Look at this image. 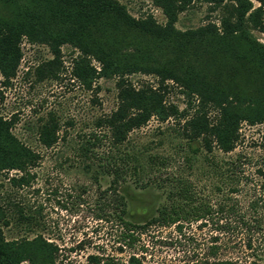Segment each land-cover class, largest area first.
<instances>
[{
	"label": "trees",
	"instance_id": "obj_1",
	"mask_svg": "<svg viewBox=\"0 0 264 264\" xmlns=\"http://www.w3.org/2000/svg\"><path fill=\"white\" fill-rule=\"evenodd\" d=\"M151 1L161 8L165 23L157 22L151 14L135 17L119 0H0V72L6 84L16 74L23 37L31 43L48 45L53 56L37 67L47 75H57L62 63L61 45L70 44L78 51L72 58L71 74L86 88L92 87L99 77H117L116 107L94 124L106 132L91 130L78 148L82 158L96 163L99 172L110 175L109 184L99 189L91 209L97 219L114 212L121 228L119 239L128 246L135 245L147 225L173 224L181 232L185 222L205 220L213 209L190 178L174 172L162 173L160 167L166 166L167 157L149 154L147 165H140L134 151L113 156L108 150H98L102 140L108 138L115 146L151 118L160 122L172 118L180 124L179 134L191 154L214 147L229 152L240 137L242 122H264V43L254 33H264V0H201L210 11H219L216 19L185 29L176 27L175 21L193 0ZM164 48L173 54V62L157 60L155 54ZM136 71L158 75L157 86L145 82L135 85L127 75ZM166 79L181 87L185 96L181 108L166 100ZM38 121V141L45 147L52 146L59 137L58 119L49 113ZM14 123L13 117L0 115V171L27 172L38 164L40 156L15 134ZM192 141L198 144L191 146ZM191 154H183V160L189 162ZM129 176L141 187L153 183L167 190L168 201L142 223L125 218L126 199L119 185ZM10 180L16 184L26 181L24 174L11 176ZM224 205L219 203L218 209L223 210ZM257 205V201L250 202L251 207ZM234 208V204L226 206L228 214ZM32 217L29 213L20 214L24 221ZM238 223L258 233L264 230L258 218L250 222L244 214H240ZM219 226L231 224L226 220ZM140 247L144 248L141 244ZM56 250V244L40 233L31 238L9 239L0 230V264H20L23 260L30 264H56ZM216 250L217 246H210L211 253ZM87 257L96 264H124L114 256L91 253ZM126 263L143 264L142 257L132 252ZM183 264L234 261L192 258Z\"/></svg>",
	"mask_w": 264,
	"mask_h": 264
},
{
	"label": "rangeland",
	"instance_id": "obj_2",
	"mask_svg": "<svg viewBox=\"0 0 264 264\" xmlns=\"http://www.w3.org/2000/svg\"><path fill=\"white\" fill-rule=\"evenodd\" d=\"M119 1L135 17L151 14L161 24L166 21L161 8L151 0ZM218 13V10L210 11L206 2L193 0L178 13L175 26L195 27L208 19L215 20ZM254 33L264 43V33ZM20 45L22 56L15 76L6 84L0 72V115L13 117L12 130L40 157L38 164L27 172L0 171L3 211L0 230L6 238L42 234L57 246L56 264H96L87 257L91 253L114 256L127 264L132 252L142 257L143 264H183L192 258L264 264V236H261L264 230L258 233L238 223L240 214H244L250 222L258 218L264 229V122H242L240 137L229 152L214 147L211 151L200 149L191 154L186 140L179 134L180 124L172 118L162 122L151 118L115 146L108 138L102 140L98 150L105 153L108 150L113 156L134 151L140 165H147L149 154L167 157L166 166L160 167L162 173L174 172L190 178L213 209L205 220L185 222L181 232L173 224L147 225L134 246L124 245L119 239L121 228L114 219V212L107 218L97 219L91 209L98 199L99 189L109 184L110 175L99 172L96 163L82 158L78 148L91 130L106 132L105 128L94 124L98 117L116 107L117 77H99L92 87L86 88L71 74L72 58L78 51L70 44L61 45L62 63L55 76L37 69L42 61L53 56L48 45L31 43L24 37ZM159 51L155 54L157 60L174 61L170 51L165 48ZM92 62L99 65L95 59ZM127 76L135 85L145 82L157 86L160 80L153 72L136 71ZM164 83L166 100L177 103L180 108L184 106L181 87L172 79ZM49 113L58 119L60 129L58 140L45 147L37 139V124ZM197 144L192 141L191 146ZM188 153L192 157L185 162L182 155ZM21 174L26 180L22 184L10 180L11 176ZM119 191L126 199L125 218L136 223L156 215L157 208L168 201L165 188L153 183L141 187L132 176L119 185ZM251 201H257L258 205L251 207ZM219 203L225 204L223 210L218 209ZM229 204L235 205V211L228 214L226 206ZM22 212L33 217L24 221L20 218ZM226 220L230 227L219 226ZM211 245L217 246L215 253H211ZM20 264L30 262L23 260Z\"/></svg>",
	"mask_w": 264,
	"mask_h": 264
}]
</instances>
